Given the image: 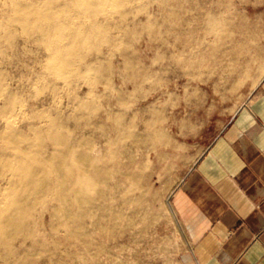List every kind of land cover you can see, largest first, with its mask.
Listing matches in <instances>:
<instances>
[{"label": "rangeland", "instance_id": "obj_1", "mask_svg": "<svg viewBox=\"0 0 264 264\" xmlns=\"http://www.w3.org/2000/svg\"><path fill=\"white\" fill-rule=\"evenodd\" d=\"M103 8L77 16L63 0L49 11L62 16L44 25L83 24L89 48L74 51L67 33L40 45L32 32L0 40V160L12 159L7 136L41 162L15 196L25 202V238L0 248L10 257L0 264H174L183 236L172 191L263 89L264 0H103ZM3 15L11 12L0 3ZM97 25L106 26L102 39L90 29ZM48 45L68 60V79L45 68ZM53 137L91 163L50 162L64 151ZM84 172L100 184L86 186ZM3 174L1 188L14 182Z\"/></svg>", "mask_w": 264, "mask_h": 264}, {"label": "crops", "instance_id": "obj_2", "mask_svg": "<svg viewBox=\"0 0 264 264\" xmlns=\"http://www.w3.org/2000/svg\"><path fill=\"white\" fill-rule=\"evenodd\" d=\"M183 242L174 264H264V86L172 191Z\"/></svg>", "mask_w": 264, "mask_h": 264}, {"label": "bare ground", "instance_id": "obj_3", "mask_svg": "<svg viewBox=\"0 0 264 264\" xmlns=\"http://www.w3.org/2000/svg\"><path fill=\"white\" fill-rule=\"evenodd\" d=\"M0 0L3 8L9 9L11 15L9 17H0V30L3 31L4 35L0 34V40H6L14 32L27 35L29 32L40 34L41 40H34L36 45H40L41 41L46 37L53 35L58 41L62 40V34L67 33V38L73 43L74 51L89 48L91 40L88 38L82 39L80 34L85 30L83 24H79L76 27H65L63 24L57 27H44L48 20L59 18L62 16V12H57L53 15L49 14L50 9L58 2L63 0ZM70 6L77 16H90L97 17L107 13L108 11L103 8V0H69ZM119 2H114L111 6L110 11H116L120 7ZM71 25V24H70ZM73 26V24H72ZM11 27H18L19 30L11 31ZM82 27L84 29H82ZM93 33L97 35L98 39L106 33V26H92ZM181 44V43H180ZM185 48L186 46H182ZM55 48L52 45H48L45 52L52 57L50 61L45 65V68L55 77L61 80L68 79L73 71L66 58H60L53 56L55 54ZM73 51V52H74ZM92 71L87 70L81 77L86 78ZM32 129V127H29ZM3 140L7 143L15 145L12 151V159L9 157H3L0 160V177H4L3 172L9 173L14 182L8 187H0V248L7 247L12 244V240L15 237L25 238L23 230L25 229L22 219L25 215L23 208L24 200L17 199L22 189L28 186V179L34 174V168L41 164V162L35 157L25 154V149H21L16 146L17 138L3 136ZM17 139V140H16ZM53 141L57 142V145L63 148V152L59 156H54L50 162L60 166L65 163L76 166L87 165L91 163L88 157L74 156L65 143L58 137H53ZM46 174L50 177L55 174V170H47ZM7 176V175H6ZM34 177V176H33ZM83 177L85 178V185L92 187L94 182L100 184L97 176H90L87 172H84ZM81 186H83L81 184ZM58 192L64 193L65 189L61 183L57 184ZM80 196H85V190L81 189L78 191ZM34 196L33 194H30ZM28 195V196H30ZM101 195V192L98 193ZM16 196V197H15ZM11 197V202H7L6 198ZM38 202V201H37ZM36 202V203H37ZM28 257H25V260ZM10 257L0 256V262L7 263ZM19 260V258H17Z\"/></svg>", "mask_w": 264, "mask_h": 264}]
</instances>
